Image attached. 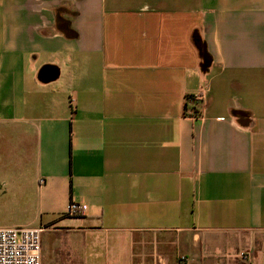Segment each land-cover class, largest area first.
<instances>
[{
    "label": "crops",
    "instance_id": "0c3cea01",
    "mask_svg": "<svg viewBox=\"0 0 264 264\" xmlns=\"http://www.w3.org/2000/svg\"><path fill=\"white\" fill-rule=\"evenodd\" d=\"M9 227L43 228L40 264L44 232L102 264H264V0H0Z\"/></svg>",
    "mask_w": 264,
    "mask_h": 264
},
{
    "label": "built area",
    "instance_id": "2783aa9c",
    "mask_svg": "<svg viewBox=\"0 0 264 264\" xmlns=\"http://www.w3.org/2000/svg\"><path fill=\"white\" fill-rule=\"evenodd\" d=\"M201 94L186 97V114L194 113L192 106ZM87 209V205L71 201L66 215L79 216ZM43 228L9 227L0 228V264H40V233Z\"/></svg>",
    "mask_w": 264,
    "mask_h": 264
},
{
    "label": "rangeland",
    "instance_id": "374dc122",
    "mask_svg": "<svg viewBox=\"0 0 264 264\" xmlns=\"http://www.w3.org/2000/svg\"><path fill=\"white\" fill-rule=\"evenodd\" d=\"M66 242L62 237H54L49 233L42 234V262L43 264H102L99 254L85 249L76 240Z\"/></svg>",
    "mask_w": 264,
    "mask_h": 264
},
{
    "label": "trees",
    "instance_id": "16d2710c",
    "mask_svg": "<svg viewBox=\"0 0 264 264\" xmlns=\"http://www.w3.org/2000/svg\"><path fill=\"white\" fill-rule=\"evenodd\" d=\"M198 108H199L198 104H197V102H195L194 105L192 106V109H193L194 113H197L199 111ZM185 110H186V108H185Z\"/></svg>",
    "mask_w": 264,
    "mask_h": 264
},
{
    "label": "water",
    "instance_id": "95a60500",
    "mask_svg": "<svg viewBox=\"0 0 264 264\" xmlns=\"http://www.w3.org/2000/svg\"><path fill=\"white\" fill-rule=\"evenodd\" d=\"M210 62L207 60L206 56L204 58V70L209 66Z\"/></svg>",
    "mask_w": 264,
    "mask_h": 264
}]
</instances>
